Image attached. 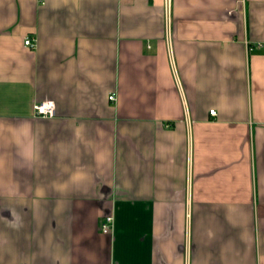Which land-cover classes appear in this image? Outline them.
I'll use <instances>...</instances> for the list:
<instances>
[{"label":"crops","instance_id":"crops-1","mask_svg":"<svg viewBox=\"0 0 264 264\" xmlns=\"http://www.w3.org/2000/svg\"><path fill=\"white\" fill-rule=\"evenodd\" d=\"M0 264H264V0H0Z\"/></svg>","mask_w":264,"mask_h":264},{"label":"built area","instance_id":"built-area-1","mask_svg":"<svg viewBox=\"0 0 264 264\" xmlns=\"http://www.w3.org/2000/svg\"><path fill=\"white\" fill-rule=\"evenodd\" d=\"M25 44L30 47H35L36 46V39L27 36L25 38ZM258 46H261L260 43H258ZM249 48L251 49V46L249 44ZM110 99H115V95L112 94L110 96ZM210 113L212 115H216L217 111L215 109L210 110ZM34 114L35 116L38 117H53L56 115V103L54 100H43L40 102H36L34 104ZM112 224H113V217H108L105 222L102 223V230L104 232H110L112 229Z\"/></svg>","mask_w":264,"mask_h":264}]
</instances>
